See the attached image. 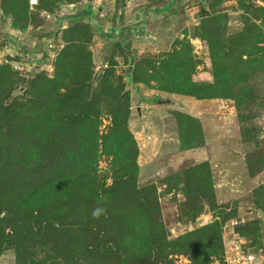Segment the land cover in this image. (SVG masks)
Returning <instances> with one entry per match:
<instances>
[{
	"label": "rangeland",
	"instance_id": "obj_1",
	"mask_svg": "<svg viewBox=\"0 0 264 264\" xmlns=\"http://www.w3.org/2000/svg\"><path fill=\"white\" fill-rule=\"evenodd\" d=\"M29 1L24 14H14L16 25L0 8V67H11V83L0 93L11 96L6 104L20 99L36 106L32 80L39 74L54 79L59 53L78 37L77 30L66 33L57 27L65 21L62 16L74 14L65 8L88 3ZM104 1L105 11L97 13ZM91 3L94 10L87 4L81 14L85 22H94L98 14L105 34L96 32L87 44L92 79L114 70L112 81L124 87L120 96H130L128 126L136 144L131 151H137L139 166L136 184L148 188L143 210L150 209L164 231L161 238H153L148 224L145 236H133L135 242L159 249L150 264H214L234 239L264 248V0ZM118 8H126V13ZM46 14L56 19L47 21ZM49 41L55 49H47ZM24 60L27 65L21 71L16 64ZM67 64L60 67L69 76ZM129 68L134 75L127 80ZM202 84L214 86V95L205 97V90L197 86ZM218 85L222 86L216 91ZM84 97L82 93L76 98ZM160 98L173 103L161 104ZM114 101L115 93L96 96L103 112L101 134L109 131ZM22 122L0 119V264H131L123 250L114 258L94 254L90 233L76 234L70 220L52 221L43 204L36 208L35 193L27 195L30 203L25 202L19 184L26 182L25 174L36 171L32 160L31 167L25 163L33 138L27 133L36 132L29 119ZM111 160L100 157L101 173L110 168ZM108 175L107 187L113 184L112 172ZM130 197L131 203L122 196L117 205L133 209L134 195ZM122 234H128L123 227L112 233L118 238ZM128 240L132 242L130 235Z\"/></svg>",
	"mask_w": 264,
	"mask_h": 264
},
{
	"label": "trees",
	"instance_id": "obj_2",
	"mask_svg": "<svg viewBox=\"0 0 264 264\" xmlns=\"http://www.w3.org/2000/svg\"><path fill=\"white\" fill-rule=\"evenodd\" d=\"M0 1V8L8 15L7 18L13 20L14 25L18 22V17L14 14H24L30 2L29 0ZM76 1L80 0L68 4H75ZM92 1L84 0L89 5ZM42 7L52 10L46 5ZM151 9L154 12L159 11L157 7ZM96 12L99 13L98 9ZM97 15L94 22L92 19L85 22V18L80 13L63 18L70 26L66 27L64 21L58 24V29L64 27L66 33L77 30L78 37L59 53L56 77L50 80L45 75L39 74L34 81L32 80V89L35 91L31 89L32 93L37 94L36 100L32 102L36 106H31L29 101L24 102L20 99H14L6 104L9 101L6 99L11 96L5 97L0 94V119L5 118L9 123L18 125H23L22 121L29 119L32 122L31 129L36 132L27 133L33 138L29 139L32 142L30 158L25 163L31 167L32 160L36 171L31 175L25 174L26 182L19 184L20 191L24 196L26 195L25 202L30 203L27 195L29 197L31 193H35L37 199L33 203L43 204L42 206L50 211L52 221L63 223V220H70L72 231L79 235L88 231L94 239V248L91 249L94 254H104L114 258L120 257L119 252L123 250L124 255H127L125 261L130 260L131 264H150L152 254L159 249L152 245H144L146 242H135L133 236L136 233L145 236L144 229H147L148 224L151 228L147 230L153 238L156 236L161 238L164 231L162 228L160 232L161 224L153 219V212L150 209H147V212L143 210L146 203L142 197L149 191L148 188L137 187L136 184L139 166L137 151H131L132 146L136 144L128 126L130 96L128 93L120 96L124 87L112 81L115 77L114 70H107L104 76L96 80L92 79L93 59L87 44L96 32L102 31V27L97 22ZM25 28L26 25L21 27V29ZM112 29L118 30L114 27ZM118 34L121 35L120 32ZM104 35L101 32V36ZM120 45L125 48L124 42ZM64 61L68 62L66 67L71 70L69 76H66L60 67ZM9 70H11L9 66L0 67V93L11 83ZM133 73L134 70L131 68L127 70V80L133 78ZM97 83L98 86L93 90V85ZM197 86L205 90V97L214 95V86L205 84ZM221 86H216V91L220 90ZM92 92L91 97L95 99L99 92L115 93L116 101L110 104L111 123L108 133H100L103 112L95 99L87 96L92 95ZM82 93L85 94L84 99L76 98ZM38 98L46 99L37 101ZM104 155L111 156L112 160L106 173H101L99 161ZM108 171L112 172L113 180V184L109 187L106 184ZM151 192L153 194L152 189ZM133 195L135 204L133 209L121 206L122 204L117 205L122 196L131 203L130 196ZM126 199H123V205ZM97 207L105 208L110 218L102 215L99 219H93L91 213ZM36 208L40 209L39 205ZM122 227L132 237L133 244L128 240V234H122L120 238L113 237V231L121 230ZM160 244L162 249L163 243ZM223 254L224 248L215 260H222ZM160 257L161 255L158 260H161Z\"/></svg>",
	"mask_w": 264,
	"mask_h": 264
},
{
	"label": "built area",
	"instance_id": "obj_3",
	"mask_svg": "<svg viewBox=\"0 0 264 264\" xmlns=\"http://www.w3.org/2000/svg\"><path fill=\"white\" fill-rule=\"evenodd\" d=\"M47 21L56 19L52 14L45 15ZM47 49H55L56 44L47 42ZM27 61L18 62L16 68L24 71ZM214 264H264V248L258 247L248 240L234 239L226 244L222 260H215Z\"/></svg>",
	"mask_w": 264,
	"mask_h": 264
},
{
	"label": "crops",
	"instance_id": "obj_4",
	"mask_svg": "<svg viewBox=\"0 0 264 264\" xmlns=\"http://www.w3.org/2000/svg\"><path fill=\"white\" fill-rule=\"evenodd\" d=\"M108 2L107 1H104V2H102V4L100 5V6H98V11L99 12H101L102 13V11H105V8H103V6H105L106 7V4H107ZM85 5H87V3H85L84 5H83V7L82 6H79V7H75L74 9L71 7V6H69V7H66L65 8V10H67L69 13H74V14H81L82 12H86V10H87V7L85 6ZM90 6L92 7V10H94V8H93V4L92 3H90ZM119 9V8H118ZM120 10V12H124V14L126 13V8L125 9H119ZM122 10V11H121ZM96 11V10H95ZM129 11V10H128ZM122 12V13H123ZM138 14H139V12H137ZM74 14H70V16L71 15H74ZM135 14V13H134ZM147 14H150V13H148L147 12ZM147 14H145V15H147ZM154 15V14H153ZM62 18H64V16H62ZM66 22L67 21H65V25H66ZM68 23V22H67ZM57 27H58V24H57ZM113 28V27H112ZM111 28V29H112ZM115 28V27H114Z\"/></svg>",
	"mask_w": 264,
	"mask_h": 264
},
{
	"label": "clouds",
	"instance_id": "obj_5",
	"mask_svg": "<svg viewBox=\"0 0 264 264\" xmlns=\"http://www.w3.org/2000/svg\"><path fill=\"white\" fill-rule=\"evenodd\" d=\"M91 215L93 219H99L102 215H106V209L102 207H97L92 210Z\"/></svg>",
	"mask_w": 264,
	"mask_h": 264
},
{
	"label": "water",
	"instance_id": "obj_6",
	"mask_svg": "<svg viewBox=\"0 0 264 264\" xmlns=\"http://www.w3.org/2000/svg\"><path fill=\"white\" fill-rule=\"evenodd\" d=\"M159 103H161V104H167V103H173V101L168 100V99H166V98H161V99L159 100Z\"/></svg>",
	"mask_w": 264,
	"mask_h": 264
}]
</instances>
